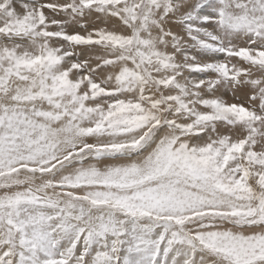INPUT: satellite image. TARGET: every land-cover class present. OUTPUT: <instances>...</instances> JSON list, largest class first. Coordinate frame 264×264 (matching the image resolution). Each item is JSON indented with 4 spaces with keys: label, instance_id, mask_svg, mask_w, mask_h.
I'll return each mask as SVG.
<instances>
[{
    "label": "snow or ice",
    "instance_id": "6c2138e0",
    "mask_svg": "<svg viewBox=\"0 0 264 264\" xmlns=\"http://www.w3.org/2000/svg\"><path fill=\"white\" fill-rule=\"evenodd\" d=\"M0 264H264V0H0Z\"/></svg>",
    "mask_w": 264,
    "mask_h": 264
},
{
    "label": "rangeland",
    "instance_id": "374dc122",
    "mask_svg": "<svg viewBox=\"0 0 264 264\" xmlns=\"http://www.w3.org/2000/svg\"><path fill=\"white\" fill-rule=\"evenodd\" d=\"M69 30H70V29H69ZM198 58H199V54H198ZM186 75H187V74H186ZM225 94L227 95L228 99L225 98ZM225 94H224V98H225L228 102H231L230 100H232L233 97H231L230 93H228V94L225 93ZM237 95L240 97V100L243 99V100H241V103H244L245 100H246L245 93H244V92H240V93H237ZM236 103H240L239 100H237Z\"/></svg>",
    "mask_w": 264,
    "mask_h": 264
},
{
    "label": "bare ground",
    "instance_id": "6f19581e",
    "mask_svg": "<svg viewBox=\"0 0 264 264\" xmlns=\"http://www.w3.org/2000/svg\"><path fill=\"white\" fill-rule=\"evenodd\" d=\"M69 31H72V29H70ZM228 94V93H227ZM231 95V94H230ZM231 97H233L232 95H231ZM225 98L226 99H228V97H227V95L225 94ZM241 100H243V99H241ZM241 100L239 99V102L241 103ZM231 102H237V100H234V98L232 99V100H230Z\"/></svg>",
    "mask_w": 264,
    "mask_h": 264
}]
</instances>
